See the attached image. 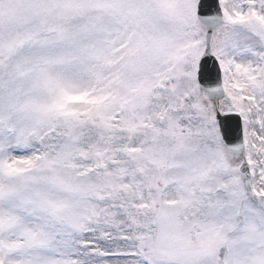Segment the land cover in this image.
Listing matches in <instances>:
<instances>
[{"label":"snow or ice","instance_id":"6c2138e0","mask_svg":"<svg viewBox=\"0 0 264 264\" xmlns=\"http://www.w3.org/2000/svg\"><path fill=\"white\" fill-rule=\"evenodd\" d=\"M0 264H264V0H0Z\"/></svg>","mask_w":264,"mask_h":264}]
</instances>
